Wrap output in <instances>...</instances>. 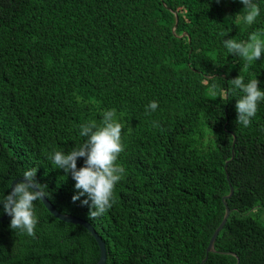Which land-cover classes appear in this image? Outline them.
Returning <instances> with one entry per match:
<instances>
[{
    "label": "trees",
    "instance_id": "trees-1",
    "mask_svg": "<svg viewBox=\"0 0 264 264\" xmlns=\"http://www.w3.org/2000/svg\"><path fill=\"white\" fill-rule=\"evenodd\" d=\"M254 2L260 16L249 26L241 0H0V200L36 168L57 210L102 237L104 264H264V101L243 127V93L229 83L241 75L264 90V54L248 64L223 44L264 32V0ZM110 109L123 125L125 173L112 208L92 219L48 156L83 143L79 125ZM224 202L230 212L202 262ZM34 210V237L0 220V264L97 261L86 227L41 200Z\"/></svg>",
    "mask_w": 264,
    "mask_h": 264
},
{
    "label": "clouds",
    "instance_id": "clouds-1",
    "mask_svg": "<svg viewBox=\"0 0 264 264\" xmlns=\"http://www.w3.org/2000/svg\"><path fill=\"white\" fill-rule=\"evenodd\" d=\"M245 6L242 13V22L247 25L256 23L260 16V7L254 0H241ZM241 17L237 14V20ZM222 35H226L222 33ZM264 32L253 31L246 41L230 38L223 41L228 53L241 57L248 64L260 59L264 54ZM233 90H239L243 95L236 100V122L247 128L252 123L258 109V103L264 101V90L259 88L256 78L245 82L244 76H237L229 81ZM215 94L216 85L212 86ZM157 101H151L146 108L155 111ZM158 126V122H153ZM123 125L116 118V110L110 109L103 113L102 121L97 124L90 121L79 125V136L84 142L74 147L70 152L54 151L48 156L57 169H62L66 175L70 174L75 181L77 194L72 196V201H80L88 206V215L95 219L105 214L115 203L114 188L123 178L125 168L117 163L118 157L123 152L122 144ZM84 158L82 167H77V159ZM36 168L23 173V179L11 187V191L4 196L0 203L3 211L11 216L10 227L19 229L21 233L35 236L38 223L34 210V201L47 198L44 191L46 185L38 183L35 179ZM81 197H86L81 200Z\"/></svg>",
    "mask_w": 264,
    "mask_h": 264
},
{
    "label": "water",
    "instance_id": "water-1",
    "mask_svg": "<svg viewBox=\"0 0 264 264\" xmlns=\"http://www.w3.org/2000/svg\"><path fill=\"white\" fill-rule=\"evenodd\" d=\"M174 14H175V23H174V26L172 28L173 32H175V27H176L177 22H178L177 12L174 11ZM188 40H190V38H188ZM234 141H235V137H233V143H234ZM233 154H234V152H233V148H232L231 158H232ZM22 177L23 176H18V177H15V178H13L11 180L10 185H9V192L11 191V187L14 186V184L16 182H18V181L23 179ZM232 191H233V188H232V186H230V191H229V193L226 196H229L232 193ZM226 196H223V199ZM41 201L43 202L44 206L49 210V212L52 213L57 218H59L61 220H64L66 222L78 223V224H81L84 227H86L87 230L93 235V237L95 238V240H96V242H97V244L99 246V258L97 259V261L94 264H104L105 263V260H106V245H105V242L102 239V237L99 235V233L96 231L94 226L88 220H86L84 218H81L79 216L70 214V213L60 212L59 210H57V208L53 205V203L48 198H44ZM224 205H225V212H224L220 222L214 228V230H213V232H212V234H211V236L209 238L208 244L206 246V254L203 257L202 262L206 260L209 251H214L215 250L214 249L215 238H216L219 230L223 227V224L225 223V221L227 219V216H228V214L230 212V209H229V207H228L226 202H224ZM8 216L9 215L4 212L3 214L0 215V220H4ZM227 252L235 254L232 251H227ZM237 262H238V258H237ZM237 262H236V264H237Z\"/></svg>",
    "mask_w": 264,
    "mask_h": 264
}]
</instances>
